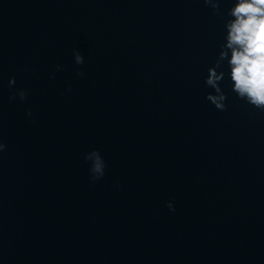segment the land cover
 Returning a JSON list of instances; mask_svg holds the SVG:
<instances>
[{"label": "water", "instance_id": "water-1", "mask_svg": "<svg viewBox=\"0 0 264 264\" xmlns=\"http://www.w3.org/2000/svg\"><path fill=\"white\" fill-rule=\"evenodd\" d=\"M225 19L202 0H0V264H264V113L227 76V110L205 99Z\"/></svg>", "mask_w": 264, "mask_h": 264}, {"label": "clouds", "instance_id": "clouds-1", "mask_svg": "<svg viewBox=\"0 0 264 264\" xmlns=\"http://www.w3.org/2000/svg\"><path fill=\"white\" fill-rule=\"evenodd\" d=\"M225 0H202L210 7L213 14L227 17L224 20V43L220 45L217 58L213 65L207 68L204 85L212 92L206 94L209 101L218 111H226L227 94L221 87V82L227 76L231 81V92L236 98L247 105L264 113V0H231L232 7L221 11V4ZM74 63L83 65L84 57L79 50H73ZM57 70L61 68L57 65ZM225 67L227 71H225ZM78 76H83L77 70ZM14 77L8 81L9 88L15 85ZM71 91V89H68ZM28 96L26 89L20 88L12 92L9 100L25 101ZM26 115L31 117L29 109ZM6 144L0 137V154L6 149ZM84 160L89 163V182L95 185L105 174L106 163L98 150H91L84 154ZM120 188V185H115ZM167 207L175 211L172 202Z\"/></svg>", "mask_w": 264, "mask_h": 264}]
</instances>
